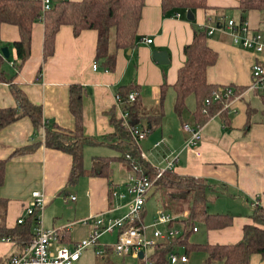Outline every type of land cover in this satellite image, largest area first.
<instances>
[{
	"label": "crops",
	"instance_id": "crops-1",
	"mask_svg": "<svg viewBox=\"0 0 264 264\" xmlns=\"http://www.w3.org/2000/svg\"><path fill=\"white\" fill-rule=\"evenodd\" d=\"M143 2L131 46L118 47L115 30L112 28L109 31L107 51L115 57L113 69L106 70L105 60L96 58L97 32L84 30L75 36L69 25L59 28L54 37L53 55L44 60L45 24L42 20L32 26L30 56L18 74L14 76L11 66L7 63L4 65L7 77L14 76L12 83L24 92L32 105L41 108L42 122L51 127L68 131L74 129V119L68 109L69 90L72 85L80 86L83 135L95 140L98 145L83 148V169L86 174L70 183L71 157L46 148L42 129L36 130L28 117L0 131V160L7 161L0 188L1 214L3 210L0 221L4 229L12 234L11 242L0 241V264H7L12 256L22 253L33 240L36 226L29 221L22 226L17 224L20 218H28L25 211L32 202L33 192L44 195L45 205L39 227L57 232L52 250L60 246L71 247L87 238L94 228L92 223H84L89 218H122L127 214V205L132 200V196L126 193L129 172L118 159V151L106 143L114 133L111 119H119L115 96L121 88H135L143 109L150 113L158 106L161 86L166 84L162 123L147 134L146 139L139 143L138 150L146 156V162L157 168L164 167L167 160L176 157V176L202 180L212 186L205 195L206 211L210 215H228L232 218L228 227L218 230H210L201 222L193 223L197 230L186 236L187 248H176L181 256H186L187 261L176 264H225L222 261L209 262L202 246L239 243L244 228L255 225L252 220L255 211L252 199L259 201V209L264 212V99L261 90L250 89L251 67L255 63L264 66V53L244 49L233 40L226 28L228 20L239 22V0H207V10H191L193 22L186 19L187 10L190 9L173 7L164 12L162 0ZM246 21L251 34L264 36L261 32L264 29V16L250 11ZM218 23L221 26H217ZM212 27L216 30L211 35L206 34L205 43L216 53V61L206 70V83L215 87H232L234 95L225 105L223 113H214L208 119L196 113V100L189 95L185 101V111L179 117L173 109L176 96L173 86L178 70L185 61L183 48L192 42L198 29L208 30ZM19 38L17 27L0 24L3 47L17 42ZM147 40L152 42L147 44ZM154 51L166 52L169 63L158 65L152 58ZM9 54L14 59L13 52ZM93 64H97V70L92 69ZM0 107H16L8 84L0 83ZM183 124L201 127L199 156L185 148L188 135L182 130ZM138 126L146 129V120H142ZM159 142L160 146L154 148ZM23 148L33 149L23 154L15 153ZM112 189L123 197H113ZM150 200L165 208L162 193L155 188L141 212L140 222L145 226L151 225L159 214L150 224H146ZM190 203L191 198L189 206L186 202L182 212L169 214L179 218L172 227L181 233L183 222L189 215ZM208 203H213L214 210L209 209ZM198 224L201 230L196 227ZM159 229L164 231L166 227ZM28 231L32 236L27 240ZM118 234L119 231L114 230L112 234L100 236L99 244L106 248L102 258L97 257L93 249H87L75 264H131L128 257L132 256H120L121 261L113 256L111 247ZM147 236L152 237L150 229ZM159 243L163 242L156 244ZM137 260V264H140L141 260ZM249 264H264V257L252 255Z\"/></svg>",
	"mask_w": 264,
	"mask_h": 264
},
{
	"label": "trees",
	"instance_id": "trees-1",
	"mask_svg": "<svg viewBox=\"0 0 264 264\" xmlns=\"http://www.w3.org/2000/svg\"><path fill=\"white\" fill-rule=\"evenodd\" d=\"M207 0H162L164 12L173 7H183L190 10H207ZM144 6L143 0H81L69 2L60 0L53 8L41 13L39 0H0V24L12 25L18 28L20 38L9 46V53L13 52L14 59L6 60L0 55V83L8 84L10 92L16 102L15 108L0 107V131L23 117H28L36 130L43 131L44 146L69 155L72 159V170L69 182L74 183L86 172L83 169L82 150L85 146H96L95 140L84 137L82 126V89L78 85H72L69 90V112L74 119V129L71 131L51 127L42 122V110L32 105L24 92L12 83L14 76L18 74L24 63L30 56L31 31L35 22L42 20L45 24L44 60L53 55L54 37L62 25H69L75 36L84 30H94L98 34L96 58L105 60L106 70L113 69L115 57L108 54V34L110 29L115 30L116 45L119 47L131 46L135 37L141 11ZM240 19L244 22L250 11H257L264 16V0H239ZM207 30L198 29L193 36L192 42L183 48L185 61L178 70L177 80L173 86L175 90L174 112L179 117L185 111V101L189 95H193L196 103V113L208 119L214 113H223L234 95L228 98H220L212 101L213 92H221L224 87H215L206 83V70L216 61L214 53L205 43ZM4 48L0 42V50ZM10 65L14 76L8 78L4 70L5 64ZM164 83L161 86L159 104L150 113L145 112L139 102L138 92L135 88H121L117 95L121 97L124 109L129 112L130 121L138 126L142 120H146L147 133L160 127L164 117L165 101ZM232 88V87H231ZM233 89V88H232ZM134 91L137 94L134 103H127V95ZM264 99V94L262 95ZM206 100H211L205 105ZM205 111V112H203ZM114 133L109 136L106 143L118 151L121 162L127 171L133 172L138 178L152 180L156 170L140 156L138 146L133 143L129 133L123 128L119 119H111ZM115 140V141H114ZM33 148L17 150L16 154H23ZM128 157V158H127ZM6 160H0V188L4 182ZM137 167V171L133 168ZM155 188L161 191L163 202L166 199L186 200L191 198L188 218L183 222L184 231L182 236L168 243L156 244L150 260L153 264H168L167 256L177 247L187 248L186 236L192 232L193 223L201 222L210 230H218L228 227L232 218L228 215H210L206 211V192L212 188L210 184L202 180L180 178L173 173H164L155 183ZM1 209H3L1 207ZM3 219L0 213V220ZM254 226H246L242 240L231 246L204 245L202 249L208 255V261H222L225 264H249L252 255L264 257V212L255 209L252 214ZM0 221V240L11 237L10 232L4 229ZM36 225L35 214L28 217L25 222ZM19 225V226H22ZM27 240L32 233L26 234ZM34 236V235H33ZM142 264V262L140 263Z\"/></svg>",
	"mask_w": 264,
	"mask_h": 264
},
{
	"label": "built area",
	"instance_id": "built-area-1",
	"mask_svg": "<svg viewBox=\"0 0 264 264\" xmlns=\"http://www.w3.org/2000/svg\"><path fill=\"white\" fill-rule=\"evenodd\" d=\"M39 2L42 15L50 11L55 4L54 0H39ZM217 26H221V24L218 23ZM226 28L230 32L233 40L244 49H251L257 54L264 53V36L260 33L251 34L246 20L244 22L228 20L226 22ZM213 30H216V28L212 27L208 29L207 34L211 35ZM151 42V40L146 41L147 44ZM92 69L97 70V64H93ZM251 78L252 85L250 89L261 90V93L264 94V66L262 64L255 63L251 67ZM232 95L233 89L226 86L221 92L212 93V101H217L220 98H228ZM136 97L137 94L135 92H129L127 95V103H134ZM210 102L211 100H206L205 105H209ZM115 103L119 109V121L129 133L133 143L138 146L141 141L146 139L148 133L145 129L131 123L129 112L124 109L119 95L115 96ZM182 130L188 135L185 141V148L193 150L199 156L198 146L202 140L201 127L198 125L183 124ZM159 146L160 142L156 143L154 148ZM140 156L143 160L147 161L143 153H140ZM176 159L174 157L171 160H167L165 166L162 168L151 165L157 172L152 180L138 178L133 172H130L127 176L126 193L132 196V200L127 205V214L122 218L103 219L102 216H96L85 220L84 223H92L94 225L93 230L87 238L72 244L71 247L60 246L52 250V242L57 232L56 230H43L39 227L40 215L45 205L44 195L40 192H33L31 194L32 202L25 211L26 217L35 214L36 228L34 230L33 240L22 253L12 256L7 264H75L87 249H93L95 255L102 258L106 254V248L99 244V238L104 233L112 234L114 230L119 231L117 240L111 247L114 254L118 256H132L137 259L138 254L142 252V264H153L150 260L151 254H149V251L155 247L157 242L168 243L182 236L183 233L172 227L173 223L179 220V218L159 212L154 222L149 226H145L140 222V216L147 197L155 189L157 180L166 172H174ZM133 171H137V167H134ZM111 192L113 197H123L115 189H112ZM252 206L255 209H259V201L256 198L252 199ZM24 221L25 218L22 217L17 221V224L22 225ZM161 226L166 227V229L164 231L160 230L159 227ZM149 229L152 231L151 238L147 236V230ZM191 230L192 232H196L197 229L192 227ZM0 241L11 242V239L5 238ZM186 261V256H181L176 248L168 255L169 264L186 263Z\"/></svg>",
	"mask_w": 264,
	"mask_h": 264
},
{
	"label": "rangeland",
	"instance_id": "rangeland-1",
	"mask_svg": "<svg viewBox=\"0 0 264 264\" xmlns=\"http://www.w3.org/2000/svg\"><path fill=\"white\" fill-rule=\"evenodd\" d=\"M261 32L264 33V29H262ZM141 147L146 152L143 144H141ZM146 153H148V152H146ZM186 202H187V206H189L190 198H188V199H186L184 201L183 200L166 199V201L163 202L165 208L162 209L158 205H155L153 200H150L148 202L149 210H148L147 219L145 221L146 224H150L153 221V219L155 218V216L161 211H163L164 213L173 214V215L179 214L185 208ZM212 204L213 203H208V207H209V209L214 210V205H212ZM196 227H198L201 230V225L198 224V225H196ZM202 230L204 231V229H202ZM113 256L118 261L122 260V257H120V256H118L116 254H114ZM128 258L132 261L131 264H137V262L139 261V260L134 259L132 257H128Z\"/></svg>",
	"mask_w": 264,
	"mask_h": 264
},
{
	"label": "water",
	"instance_id": "water-1",
	"mask_svg": "<svg viewBox=\"0 0 264 264\" xmlns=\"http://www.w3.org/2000/svg\"><path fill=\"white\" fill-rule=\"evenodd\" d=\"M59 1L60 0H54V3L59 2ZM186 19L190 22L194 21V15H193L191 10H187ZM128 53H130V51ZM0 54L4 59L7 60L9 58V55H10L9 49L7 47L2 48L0 50ZM152 58L158 65H167L169 63L168 54L166 52L154 51L152 54ZM142 258H143V253L140 252L138 254V259L142 260Z\"/></svg>",
	"mask_w": 264,
	"mask_h": 264
}]
</instances>
